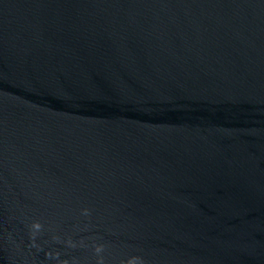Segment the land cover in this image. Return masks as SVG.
<instances>
[{"label": "water", "instance_id": "95a60500", "mask_svg": "<svg viewBox=\"0 0 264 264\" xmlns=\"http://www.w3.org/2000/svg\"><path fill=\"white\" fill-rule=\"evenodd\" d=\"M0 264H264V0H0Z\"/></svg>", "mask_w": 264, "mask_h": 264}]
</instances>
